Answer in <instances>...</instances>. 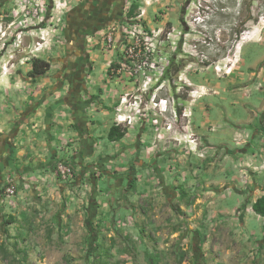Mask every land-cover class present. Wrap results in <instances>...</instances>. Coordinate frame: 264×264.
<instances>
[{
    "label": "crops",
    "instance_id": "0c3cea01",
    "mask_svg": "<svg viewBox=\"0 0 264 264\" xmlns=\"http://www.w3.org/2000/svg\"><path fill=\"white\" fill-rule=\"evenodd\" d=\"M2 2L8 4L7 0H0ZM187 3L188 0H67L66 10L53 13L55 32L50 37L53 47L43 49L40 57L51 62V69L47 74L36 78L38 85L29 88L26 93H16L13 88H7L10 76L0 74V84H3L0 86L2 238L9 236L8 231H13L15 225H20L27 218L32 207L52 203L60 208L64 206V197L79 199L76 198L77 191L82 190L83 183L89 178L91 188L83 198V203H86V209L94 211L91 230L95 229L97 237H103L104 234L113 237L118 229L117 224L120 226L121 220L130 219L137 189L148 194L157 189H162L165 193L172 191L178 201L179 193L189 185L192 190L201 188V197L192 205L197 213L189 219L193 221V218L200 220L210 217L217 220L215 225L222 222L225 242L219 244L221 248H264V227L257 229L252 226L255 218L264 221V217L248 209L264 195V174L255 175L247 184L240 181L239 171L233 174L232 179H216L212 175L216 169V160L213 159L204 164L208 174L204 185H200L197 178L200 168L197 163L192 162L193 159H189L191 151L194 150L196 155L197 143L193 139H196L201 149L214 150L210 158L220 156L222 161L228 159L229 155L235 156L233 153L237 154L239 150H245L244 153L249 156L254 150L264 147V98L260 107L248 108L245 105L248 114L244 110L245 117L238 113V116L230 119L229 123L233 124L230 126L224 117L214 118L211 105L202 100L211 92L220 91L211 90L205 83L197 84L185 101L186 106L179 108L180 113L183 111L181 115L185 117L181 126L168 129L169 122H165L162 117L168 113L158 108L150 114H158L155 115L158 117L156 126L150 122L143 125L136 123L127 128L122 139L111 141L108 138L110 128L116 124L117 108L122 98L128 93L138 94L139 86L125 74H111V65L120 53L122 43L107 50L103 42L105 31L110 26H120L134 18L144 21L145 26L150 29L163 30L169 25L178 28L174 20H183ZM134 4H138L136 16L130 17ZM142 10H145L143 14ZM255 38L257 43L264 44V39ZM243 43L244 41L239 44L236 52L237 63L226 72V78L235 72L240 76L244 75L245 71L242 70L246 66L251 70V81L258 83L257 89L264 92V50L261 55L247 53L245 57ZM83 51H86L88 63L93 66L83 87L72 89L68 84L59 87L61 75L56 70L62 67L61 62L76 58ZM255 69L257 70L254 71ZM54 105L56 107L50 115L49 109ZM170 110L173 115V105H170ZM221 127L225 128L221 138L226 131L228 134L233 133L235 146L226 141L212 142L215 136L211 132H216ZM238 132L245 141L240 145L235 141ZM184 141L187 154L183 156L180 151ZM224 150L225 154L220 155ZM169 156L182 163L179 169L182 175L180 180L170 179L167 169L160 163V159ZM232 158L235 161L237 156ZM61 161L74 167L73 182L62 179L58 171ZM235 168L238 169L237 164ZM9 176L14 177L18 184V193L11 202L4 199V188ZM102 180L105 181L104 185H101ZM157 180L159 187H156ZM214 190L224 192L221 194L224 200L237 194V203L232 208L223 207L213 197ZM72 193L75 197L71 196ZM207 201L212 208L214 205L208 218L202 207ZM124 209L128 214L122 219L121 212ZM104 210H108L107 215ZM60 213L59 228L68 220V216H60ZM222 214L228 216L222 218ZM130 222L125 223L124 227L120 226L121 234L127 236L128 231L132 230ZM192 226H196V222L193 221ZM200 241L207 247L215 243L211 240Z\"/></svg>",
    "mask_w": 264,
    "mask_h": 264
},
{
    "label": "rangeland",
    "instance_id": "374dc122",
    "mask_svg": "<svg viewBox=\"0 0 264 264\" xmlns=\"http://www.w3.org/2000/svg\"><path fill=\"white\" fill-rule=\"evenodd\" d=\"M7 1L8 4L0 3V10L4 14L2 20L4 27L0 28V74L10 76V80L6 83L7 88H13L16 93H26L29 88L38 85L36 84L38 81L29 76V70L33 68L32 60L36 57H31L34 56L31 53V37L23 34V41L17 40V34L21 30L19 25L24 16L22 14L16 17L10 16L14 0ZM12 21H15V24L9 25ZM174 24L178 28L169 25L162 30L159 37L164 40L163 43H159V47L170 54L168 70L157 82V77L147 70L153 75L148 85L152 89L143 93L142 108H146L147 105L148 108H152L151 98L154 95L157 101L160 98H167L169 110L163 119L172 127L181 126L185 117L181 115L179 108L186 106L185 101L189 98L192 88L203 83L211 90L220 91V93L211 92L202 100L211 105L214 118L224 117L225 122L230 126L233 125L229 123L230 119L239 114L245 117V112L248 114L245 105L248 108L261 106L264 92L257 89L258 83L251 81L249 74L251 70L244 66L242 70L245 71L244 75L240 76L235 72L228 78L226 72L237 63L236 52L241 42L244 41L245 57L247 53L261 55L263 52L264 44L257 43L255 37L264 39V0H191L190 4L188 0L183 20H174ZM147 30L152 29L147 28ZM49 47H53V44H49ZM43 52L37 51L40 55ZM177 67L180 68L176 71ZM144 80L146 78L140 76L136 85L142 87ZM262 83L264 86V81ZM2 85L1 83L0 86ZM179 85H183L184 88L180 93H176ZM128 94L130 100L134 101L137 93ZM173 99L176 100L175 104ZM170 105L174 106L173 115ZM149 112L153 113V110L150 109ZM144 123L145 121L141 119L137 122L139 125ZM123 128L127 127L123 126ZM223 129L225 128L221 127L216 132H211L215 136L212 142L226 141L235 146L232 140L233 133L228 134L226 131L221 138ZM181 148L180 155H186L185 141ZM199 152L206 154L200 157ZM225 152L224 150L220 155ZM213 153L214 150L201 149L200 146L196 155L194 151L190 153L189 159H193L192 162L197 163L200 168L197 177L200 185H204L208 174L204 164L216 160L213 177L232 179L233 174L239 171V168H235L237 159L244 154V152L233 153L237 159L229 155L228 159L222 161L220 156L210 158ZM160 163L164 169H167L170 179H181L179 169L182 163L179 159L174 160L172 156L164 157L160 159ZM156 182V187H159V180ZM90 184V179L87 178V191L91 188ZM104 184L105 181L102 180L101 185ZM189 187V185L188 188L184 187L179 193V202L172 191L165 193L164 190L157 189L148 194L137 189L136 201L132 204V216L127 221L121 220L119 223L124 227L125 223L131 221L132 230L128 231L127 236L120 233L121 227L117 224L118 229L113 237L106 234L97 237L95 229L91 230V225L88 223L94 219V211L86 209L84 205L86 203H83L85 195L80 189L78 193L76 192V198L79 199L73 200L67 197L69 199L67 203V198L64 197L63 207L59 208L52 203L32 207L27 218L21 221L20 225H15L13 231H8L9 236L4 238L0 236V264H264V248L219 246L220 243L225 242L224 227L221 226L222 222L215 225L218 223L217 220L208 218L209 211L214 209V205L212 208L208 201L202 205L208 219L193 218L196 226H192L193 221L189 218L197 213L192 205L201 197V188L192 190ZM223 193L214 190L213 197L221 202L223 207L232 208L237 203L238 195L234 194L224 200L221 197ZM59 212H61L60 216L64 214L68 216V220L63 221L64 226L60 228ZM103 212L107 215L108 210ZM127 214L125 209L122 210V219H125ZM225 216L228 215H221L222 218ZM252 226L257 229L264 227L263 219L258 221L255 218ZM93 228H95L94 224ZM200 240L205 242L211 240L215 243L207 247Z\"/></svg>",
    "mask_w": 264,
    "mask_h": 264
},
{
    "label": "built area",
    "instance_id": "2783aa9c",
    "mask_svg": "<svg viewBox=\"0 0 264 264\" xmlns=\"http://www.w3.org/2000/svg\"><path fill=\"white\" fill-rule=\"evenodd\" d=\"M67 6V0H14L10 16L16 17L19 14L24 16V19L19 25L21 30L17 34V40L22 42L23 34H27L31 37V53L34 55L31 57L40 58L41 55L37 53V51L48 48V45L51 44L50 42H53L50 38L55 32L53 13L66 10ZM0 12H2L0 13V28L2 29L4 27L2 22L4 14L3 11L0 10ZM144 12L145 10H142V14ZM14 24L15 21H12L9 25ZM161 32L162 30L159 29L148 31L143 21L134 18L120 26H110L103 35L104 46L107 50L114 49L119 42L122 43V49L120 53L117 54L115 62L111 65V74L114 76L125 74L135 82L140 80V76L146 78L142 87L139 86V93L135 95L134 101L130 100L129 94L122 98L117 108L115 117L116 125L128 128L141 119L146 123L150 122L156 126L158 124L156 120L158 117L155 115L158 114L154 113L153 116H151L149 110L152 109L154 112L156 109L160 108L165 113L169 110V100L167 98H160L159 101H157L155 95L151 98L152 108H148L149 105H147L146 108H142L141 106L144 98L143 93H147L152 89L148 85L153 75L157 77L156 82L159 81L160 78L166 74L170 64L171 58L169 52L159 47V43H163L164 41L159 38ZM26 58L30 59V57ZM147 70H150L153 75L152 73H148ZM183 88V85H179L176 88L177 93H180ZM175 102L176 100L173 99V104H175ZM166 116L167 115L164 114L162 117ZM175 116H177V112ZM167 127L170 129L172 125L169 124ZM192 141L197 143L195 151H198L200 146L199 143L196 139ZM235 141L239 145L245 142L239 132L235 135ZM205 154L206 152L198 153L200 157H204ZM237 162L240 181L244 184L251 182L255 175L264 174V147L254 150L249 156H246V153H244L238 158ZM58 171L64 181L73 182L75 175L72 165L61 161L58 164ZM87 189L88 185L87 181H85L82 186L83 195H86ZM17 193L18 184L14 177L9 176L4 188V199L7 200V202H11L16 197ZM248 209L254 210L253 207H249Z\"/></svg>",
    "mask_w": 264,
    "mask_h": 264
},
{
    "label": "flooded vegetation",
    "instance_id": "af4514ba",
    "mask_svg": "<svg viewBox=\"0 0 264 264\" xmlns=\"http://www.w3.org/2000/svg\"><path fill=\"white\" fill-rule=\"evenodd\" d=\"M83 40H86V38ZM80 49L82 50V48ZM85 52L86 51H83L82 54L76 56V58L63 60L61 62L62 67L56 70V72L61 75V78L58 81L59 87H64L66 84L72 89L77 86L80 88L83 87L87 75L93 70V66L88 63ZM181 113H183V111Z\"/></svg>",
    "mask_w": 264,
    "mask_h": 264
},
{
    "label": "trees",
    "instance_id": "16d2710c",
    "mask_svg": "<svg viewBox=\"0 0 264 264\" xmlns=\"http://www.w3.org/2000/svg\"><path fill=\"white\" fill-rule=\"evenodd\" d=\"M138 8V4H134L132 6V9L129 13L130 17H134L136 16V10ZM144 25L145 22L143 21ZM32 65L33 68L32 70L29 72V76L33 77L34 79H36L39 76L45 75L48 73V71L51 68V62L41 59V58H36L32 61ZM180 67L176 68V71L179 70ZM128 129L127 128H123L119 125L114 124L109 131L108 134V138L111 141H116V140H120L123 137H125L126 133H127ZM253 209L254 211L259 214L262 215L264 217V195H262L261 197H259L253 204ZM90 225H92V222H90Z\"/></svg>",
    "mask_w": 264,
    "mask_h": 264
},
{
    "label": "water",
    "instance_id": "95a60500",
    "mask_svg": "<svg viewBox=\"0 0 264 264\" xmlns=\"http://www.w3.org/2000/svg\"><path fill=\"white\" fill-rule=\"evenodd\" d=\"M191 3V0H189V4ZM56 105L52 106L49 109V114L51 115V112L55 109ZM238 152H245V150H239ZM91 221H88V223L90 224Z\"/></svg>",
    "mask_w": 264,
    "mask_h": 264
}]
</instances>
